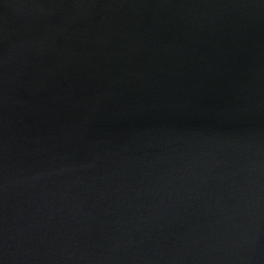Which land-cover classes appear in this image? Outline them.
Segmentation results:
<instances>
[{"label": "water", "instance_id": "95a60500", "mask_svg": "<svg viewBox=\"0 0 264 264\" xmlns=\"http://www.w3.org/2000/svg\"><path fill=\"white\" fill-rule=\"evenodd\" d=\"M0 264H264V0H0Z\"/></svg>", "mask_w": 264, "mask_h": 264}]
</instances>
